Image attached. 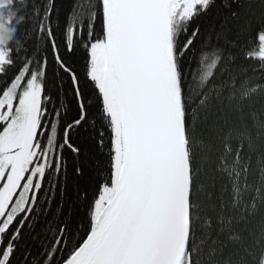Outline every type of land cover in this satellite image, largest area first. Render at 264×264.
<instances>
[{
    "label": "snow or ice",
    "instance_id": "6c2138e0",
    "mask_svg": "<svg viewBox=\"0 0 264 264\" xmlns=\"http://www.w3.org/2000/svg\"><path fill=\"white\" fill-rule=\"evenodd\" d=\"M215 3L74 0L53 26L55 0H0V264L48 211L68 153L95 194L78 192L77 242L61 221L37 264H264V26L202 41ZM81 130L107 148L95 177L75 163Z\"/></svg>",
    "mask_w": 264,
    "mask_h": 264
},
{
    "label": "trees",
    "instance_id": "16d2710c",
    "mask_svg": "<svg viewBox=\"0 0 264 264\" xmlns=\"http://www.w3.org/2000/svg\"><path fill=\"white\" fill-rule=\"evenodd\" d=\"M80 3L81 0H76ZM86 5L87 0H82ZM31 3V0H29ZM74 0H55V11L53 13V26H55L57 18L60 25L63 26L65 18L70 15L73 8ZM226 4L231 5V10L226 7ZM232 12L237 13L235 17L232 16ZM197 23L201 26L202 35L200 39L203 41L211 37V44L216 45L215 39L217 33H220L223 28L228 34L229 39L234 43L243 44L248 39L255 29L264 26V0H216L215 6L206 14L201 16ZM24 27H29L28 24ZM219 43L223 45L224 40H220ZM229 51H232L229 49ZM249 63V62H245ZM253 67L258 69V63L255 61L250 62ZM58 66L52 63L51 55L49 54V75L55 72ZM81 75L83 74V67H80ZM249 75H255L259 77L261 73L257 70L253 73L251 70ZM71 92L68 93L67 99L61 94L62 104L67 106V119L70 121L75 115V105L70 103ZM264 104V98L257 97L254 101V106L259 107ZM61 111L64 109L61 108ZM76 140L77 145L82 149V155L76 158L75 163L77 165L83 164L85 169L96 176V171L101 166L106 168V152L98 153L95 149L93 134L87 130H81L79 133L73 134L72 137ZM107 143V141H106ZM67 169L65 173H62L59 177L60 184L58 191L55 194L53 202L48 206L44 216L40 217L39 223H35V229L26 228L23 230V237L19 242V249L16 252L15 260L13 264H25L24 256L26 253H30L32 259L31 264H37L39 255L43 253L44 248L48 245V242L52 239L53 232L56 225L61 221L67 222L71 226V232L74 235H70L72 243L75 244L79 239L82 232L78 229V225L84 219L85 202L78 199V192L84 187L89 188V200L95 194V182L88 183L86 179L76 177L72 172L73 154L68 153L66 155ZM253 163L255 165V157H253ZM209 173H211V166L209 167ZM257 178V172L255 167L250 175V181H255ZM59 209V211H58ZM260 217L250 219L248 224L249 231H252L259 227ZM207 249H205V252ZM236 251L242 252L237 249ZM206 264V260H205Z\"/></svg>",
    "mask_w": 264,
    "mask_h": 264
}]
</instances>
